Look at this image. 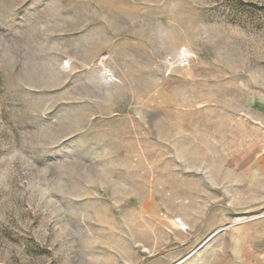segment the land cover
I'll list each match as a JSON object with an SVG mask.
<instances>
[{
    "label": "rangeland",
    "instance_id": "rangeland-1",
    "mask_svg": "<svg viewBox=\"0 0 264 264\" xmlns=\"http://www.w3.org/2000/svg\"><path fill=\"white\" fill-rule=\"evenodd\" d=\"M0 264H264V0H0Z\"/></svg>",
    "mask_w": 264,
    "mask_h": 264
}]
</instances>
